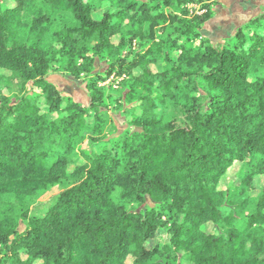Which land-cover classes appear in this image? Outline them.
Listing matches in <instances>:
<instances>
[{
  "label": "trees",
  "instance_id": "trees-1",
  "mask_svg": "<svg viewBox=\"0 0 264 264\" xmlns=\"http://www.w3.org/2000/svg\"><path fill=\"white\" fill-rule=\"evenodd\" d=\"M217 6L0 0V264H264V8L213 42Z\"/></svg>",
  "mask_w": 264,
  "mask_h": 264
},
{
  "label": "rangeland",
  "instance_id": "rangeland-1",
  "mask_svg": "<svg viewBox=\"0 0 264 264\" xmlns=\"http://www.w3.org/2000/svg\"><path fill=\"white\" fill-rule=\"evenodd\" d=\"M218 6L215 8L212 18L204 25L202 34L213 42H218L224 38L233 36L247 21L258 15L264 8V0H215ZM28 17L29 14H26ZM23 35L20 36L22 38ZM106 66L104 63H97L96 72H104ZM121 77L111 75L109 79L103 81L100 85L107 93H115L120 83ZM49 81L56 85L60 91L65 95L78 100L82 103H89V96L86 90L85 83L82 80H75L71 77H61L59 75H52ZM113 119L116 125L120 126L122 120L118 114H113ZM241 165L236 164L228 174L222 179L220 188L228 189L237 185L240 181L238 174ZM256 185L260 189L264 187V176L256 180ZM62 187H54L48 191L39 194L32 204L33 212H40V209L60 192ZM211 228H209L210 230ZM158 241L166 243L168 237L165 233L158 235Z\"/></svg>",
  "mask_w": 264,
  "mask_h": 264
}]
</instances>
